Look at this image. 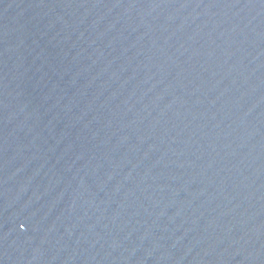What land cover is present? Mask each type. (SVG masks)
Returning a JSON list of instances; mask_svg holds the SVG:
<instances>
[{
	"label": "water",
	"instance_id": "water-1",
	"mask_svg": "<svg viewBox=\"0 0 264 264\" xmlns=\"http://www.w3.org/2000/svg\"><path fill=\"white\" fill-rule=\"evenodd\" d=\"M0 264H264V0H0Z\"/></svg>",
	"mask_w": 264,
	"mask_h": 264
}]
</instances>
